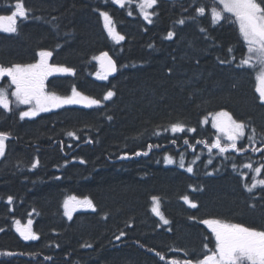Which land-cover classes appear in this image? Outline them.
<instances>
[{"label": "trees", "instance_id": "trees-1", "mask_svg": "<svg viewBox=\"0 0 264 264\" xmlns=\"http://www.w3.org/2000/svg\"><path fill=\"white\" fill-rule=\"evenodd\" d=\"M23 2L29 18H17L16 33L0 31V64H29L40 51H51L50 64L74 72L49 78L46 91L68 96L75 87L102 103L63 105L31 119H20L24 107L13 96L11 111L0 108V132L9 134L0 159V253H15L0 255V264L195 261L205 244L215 247L205 219L264 229V189L246 190L253 170L243 167L264 163V103L256 92L255 70L238 67L247 45L231 14L213 24L216 0H158L149 9L156 13L149 24L138 0L123 8L112 0ZM14 3L0 0V15H10ZM201 5L207 6L203 16L195 11ZM100 11L110 14L124 40L109 35ZM169 31L175 34L171 39ZM104 52L116 63L114 76L102 69ZM109 90L115 95L103 100ZM221 110L249 126L237 142L247 151L220 154L198 143L216 139L203 120ZM177 122L185 130L173 133L170 125ZM137 151L148 155H133ZM125 152L129 156L122 159ZM165 157L174 162L165 163ZM69 195L87 197L95 210L67 218L63 201ZM185 195L197 207L185 202ZM154 196L168 225L152 211ZM29 220L38 239L24 240L17 230L16 221L29 226ZM121 231L125 235L117 240Z\"/></svg>", "mask_w": 264, "mask_h": 264}, {"label": "snow or ice", "instance_id": "snow-or-ice-1", "mask_svg": "<svg viewBox=\"0 0 264 264\" xmlns=\"http://www.w3.org/2000/svg\"><path fill=\"white\" fill-rule=\"evenodd\" d=\"M112 3L119 5L121 8L126 5L134 3V0H112ZM158 0H138L137 7L139 8L140 15L143 16L149 24H151L152 17L156 15L155 11H149L154 9ZM217 4L222 7H217ZM14 10L10 15H0V31L9 33H16L18 31L17 18L26 20L29 18L30 9L25 7L23 0H15L13 5ZM207 6L201 5L195 9L196 13L203 16L206 13ZM235 18V21L239 24V32L243 38L244 43L247 45V56L240 61V66H249L257 72V88L259 93V99L264 103V0H216L211 8V22L213 24L219 23L223 20H228L229 16ZM128 15H132V11L129 10ZM100 16L104 19V27L107 29L110 36H112L117 42L125 39L118 31H116L115 24L112 17L107 11H100ZM195 19V17H193ZM7 21V26H5ZM185 21L180 20L178 23L183 24ZM201 31H205L201 29ZM175 34L171 31L168 32L167 38L171 39ZM231 51V49H229ZM40 60L34 64H11L10 66H4L0 64V78L8 77L10 79V85L15 86L14 91L11 92V96L16 98L18 104L32 105L27 111L20 112V119L25 117H35L40 112L49 111L52 108H60L63 105L80 104L87 102L86 106L91 107L93 105L99 106L102 101L100 99H93L82 95L75 87L72 89L70 96H57L55 93H49L46 91L45 81L52 74L53 71L72 73L73 69L63 66H52L47 63V59L52 56L51 51L42 50L39 52ZM107 60L108 68L111 72L117 71L115 61L108 55L107 52L101 53V57ZM97 58V59H100ZM220 63H226L221 60ZM171 71V69L169 70ZM101 79H107V76L101 77ZM8 92L5 88H0V108L11 111L10 100L8 99ZM115 93L111 90L103 96V100H110ZM213 116V127L217 128L227 139L228 143H222V138L217 137L211 144L207 141H198V143H204L208 150L211 152L213 148L218 149L220 154L228 152L230 149L236 152L247 151L244 147H238L237 142L246 136V130L248 125L242 121L235 119L228 111L221 110L217 113L211 114ZM111 119V117H109ZM204 123H207V117H205ZM170 129L173 133L183 132L185 125L177 122L170 125ZM168 129H165L167 131ZM189 131H195L194 128L188 129ZM253 135L247 136L248 140L254 139ZM158 135L159 133H154ZM8 133L0 132V157L5 155L6 141L8 139ZM70 137L76 136L75 132L67 133ZM175 143V141H173ZM188 141L185 140V144ZM153 145H148V150L152 149ZM158 147V146H157ZM252 151H260L259 148H253ZM135 156L148 155V151H137L133 153ZM129 154L125 152L122 159L128 158ZM199 159V157H197ZM84 161L82 160L81 163ZM171 157H165V163H173ZM211 162V161H210ZM39 160L37 159L32 167L35 168ZM180 167H184L183 157H181ZM244 168L252 169L254 176L250 184H245L244 187L248 192H252L253 189L258 186L264 189V178L257 179L262 171H264V163H261L258 167H253L251 163L243 165ZM232 168L235 170L237 165L232 164ZM188 172H192L193 168L189 166ZM241 176H247V173H241ZM12 197H8L9 203L12 202ZM182 199L187 202L191 207H197L196 203L191 201L187 195ZM69 200L76 201L81 207L92 208L95 210L93 202L84 197L83 200H78L77 197H69ZM153 208L152 211L156 215L160 216L161 220L165 224L169 221L164 218L163 214L159 210V198L152 197ZM68 200L65 201V208L68 209ZM66 215L71 218L69 211L65 212ZM19 224V221H16ZM31 223L29 220L27 227L20 231L24 240L38 239L37 235L31 231ZM207 225L211 232L215 236L214 249H208V245H204V251L201 253L202 258H197L195 261L192 259H185L182 262L175 258L171 259L169 264H264V229H258L256 227L246 226L243 223H232L221 219H205L202 221ZM3 229L0 228V232ZM125 233L121 231L120 236L116 239L119 240ZM85 247H91L90 244L84 245ZM154 251V250H153ZM176 251H184L178 249ZM0 255H15V253H0ZM161 260L165 259V256L159 252L156 253ZM185 255H189L185 252ZM50 259V258H49Z\"/></svg>", "mask_w": 264, "mask_h": 264}, {"label": "rangeland", "instance_id": "rangeland-1", "mask_svg": "<svg viewBox=\"0 0 264 264\" xmlns=\"http://www.w3.org/2000/svg\"><path fill=\"white\" fill-rule=\"evenodd\" d=\"M5 23V26H7V21H5L4 22ZM40 60V58L37 60V61H39ZM36 61V62H37ZM7 78V81H6V83H9V85H10V79L8 78V77H6ZM0 82H1V78H0ZM257 86H258V84H257ZM1 88H5V89H7V92H8V94L9 93H11L12 92V90L10 89V87L9 86H0ZM13 88H15V86L13 85ZM58 96V95H57ZM208 118V117H207ZM205 119V118H204ZM209 119H210V121H212L211 122V126H212V128L213 129H215L216 130V138L219 136V137H221L222 138V141H227V139H226V137L221 133V132H219L218 131V129L217 128H215V127H213V116H210L209 117ZM204 121V120H203ZM207 121H208V119H207ZM204 123V122H203ZM253 175H255L254 174V172H253ZM69 197H73V195L72 196H68L67 198H66V200H68V209H66L65 208V203L63 204V209H64V213L66 212V211H69L70 213H71V217H72V215L76 212V210H80V209H83L84 207H81L76 201H71V200H69ZM78 200H83V199H79L78 198ZM84 210H85V208H84ZM73 212V213H72ZM66 215V214H65ZM67 216V218H69V216L68 215H66Z\"/></svg>", "mask_w": 264, "mask_h": 264}, {"label": "water", "instance_id": "water-1", "mask_svg": "<svg viewBox=\"0 0 264 264\" xmlns=\"http://www.w3.org/2000/svg\"><path fill=\"white\" fill-rule=\"evenodd\" d=\"M105 63H106V65H105L106 71H107L109 74H115V72H111V71L109 70V68H108V64H107V60H106V59H105ZM80 104H81V105H86L87 102L80 103Z\"/></svg>", "mask_w": 264, "mask_h": 264}]
</instances>
